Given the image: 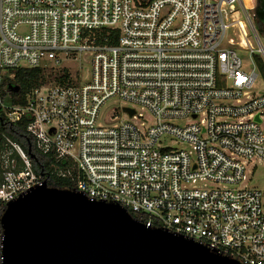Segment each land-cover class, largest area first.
I'll return each instance as SVG.
<instances>
[{"label":"built area","instance_id":"built-area-1","mask_svg":"<svg viewBox=\"0 0 264 264\" xmlns=\"http://www.w3.org/2000/svg\"><path fill=\"white\" fill-rule=\"evenodd\" d=\"M256 6L257 0H0V128L26 121L30 145L26 150L0 131V212L46 181L34 166L38 150L66 162L61 177H71L72 163L75 191L91 201L118 204L149 227L240 264H264V188L248 187L264 164V43ZM84 56L92 65L89 81L69 71ZM19 68L58 76L68 70L70 77L35 87L14 104V85L4 81ZM115 100L126 121L115 116L118 109L105 116ZM3 239L2 232L0 264Z\"/></svg>","mask_w":264,"mask_h":264},{"label":"water","instance_id":"water-1","mask_svg":"<svg viewBox=\"0 0 264 264\" xmlns=\"http://www.w3.org/2000/svg\"><path fill=\"white\" fill-rule=\"evenodd\" d=\"M0 224L3 264H240L183 235L149 227L118 204L91 201L46 181L11 202Z\"/></svg>","mask_w":264,"mask_h":264},{"label":"trees","instance_id":"trees-1","mask_svg":"<svg viewBox=\"0 0 264 264\" xmlns=\"http://www.w3.org/2000/svg\"><path fill=\"white\" fill-rule=\"evenodd\" d=\"M256 20L258 22V29L264 33V0H257V6L255 9ZM261 72L264 76V63L258 60ZM12 72L15 74L14 80H5L4 86L14 85L10 87L9 95L10 102L14 104H23L24 95L29 90L40 87L48 83L65 84L70 77L68 70H65V74L58 76L54 72H49L44 68L28 69L19 68L14 69ZM14 87H19L21 90L18 93L13 92ZM3 121V119H1ZM4 122V121H3ZM2 123L0 131L6 133L14 141L21 144L26 150L29 148L28 139H25V133L27 128V122L23 121L14 125L11 129L5 128ZM31 143V140L29 141ZM36 153V160L34 166L37 174H42L47 181L49 187L65 189V190H76V176L77 170L74 165L70 164L71 177H61L59 172L67 171L66 162H57L52 155H43L38 150ZM74 179V180H73ZM3 214L0 212V219ZM2 227L0 224V233H2Z\"/></svg>","mask_w":264,"mask_h":264},{"label":"rangeland","instance_id":"rangeland-1","mask_svg":"<svg viewBox=\"0 0 264 264\" xmlns=\"http://www.w3.org/2000/svg\"><path fill=\"white\" fill-rule=\"evenodd\" d=\"M254 25H255L256 31L259 34L261 41L264 43V33L260 32V30L258 29V22L256 19L254 21ZM251 45L254 49H256V50L258 49V44H257L256 40L253 38L251 39ZM244 64H245V66H249V64H250V60L247 56L244 57ZM69 71H71L72 73L79 71L78 74H80L81 72H84L85 81H89L91 78V72H92V65L90 64L89 57L84 56L82 58L81 62L72 64L69 68ZM261 93H264V91H262ZM115 103H116V105H115ZM109 106H111V107L109 108V110L107 112H105V116L107 118H110L113 115V109H118L117 113L115 114V116L118 118V120L119 121H126L128 119V116L126 115V113L123 110V108H124L123 104H121L120 102H116V100H115V101L110 102ZM137 112L142 113L143 116L148 120L149 124L153 123V118L148 112L142 111L140 109H137ZM184 123L185 122H181L180 124H184ZM167 144L172 145L173 148H180V147L184 148L185 147V146H178V145L175 146L174 144H171V142H169V141L167 142ZM248 187H250V188L257 187V188H261V189L264 188V164H261L259 166V170L255 174V176L253 177L252 181L248 182Z\"/></svg>","mask_w":264,"mask_h":264}]
</instances>
